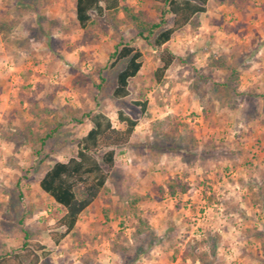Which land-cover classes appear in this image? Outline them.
<instances>
[{"label":"rangeland","instance_id":"rangeland-1","mask_svg":"<svg viewBox=\"0 0 264 264\" xmlns=\"http://www.w3.org/2000/svg\"><path fill=\"white\" fill-rule=\"evenodd\" d=\"M122 4L158 21L153 0ZM198 22L174 32L167 44L185 62L157 80L160 49L137 37L123 11L82 29L75 0H0V255L20 247L24 227L52 250L39 264H199L181 253L214 231L213 264H264V0H208ZM120 39L141 50L142 67L130 94L115 99L123 63L108 68V55ZM228 67L238 93L216 85ZM118 109L138 124L116 148L108 190L55 244L48 228L64 211L39 180L76 155L86 114L101 110L122 128ZM168 179L181 185L174 195Z\"/></svg>","mask_w":264,"mask_h":264},{"label":"trees","instance_id":"trees-1","mask_svg":"<svg viewBox=\"0 0 264 264\" xmlns=\"http://www.w3.org/2000/svg\"><path fill=\"white\" fill-rule=\"evenodd\" d=\"M123 0H75V18L82 29L92 26L96 18L112 21L119 11L148 44L160 49L161 65L156 68L157 80H161L164 72L174 62L183 63L184 58L174 54L167 42L174 32L187 25H198L199 15L207 10L208 0H153L158 21L145 19V12L135 11L130 6L122 4ZM34 4L35 1H32ZM36 8V5L32 6ZM56 25V20H50ZM108 68H114L119 63L123 66L117 71L111 95L115 99H123L130 94L129 79L134 77L142 67V52L136 46L120 39L114 44L108 55ZM214 64V62H211ZM221 66L223 63H220ZM230 69L226 79L216 85L226 90L237 92L238 72ZM101 72V71H100ZM99 72V75H100ZM101 80H105L100 76ZM101 88V84H97ZM140 112L147 108V101L133 100ZM91 127L78 140L76 155L66 161H55L50 165L39 180L40 188L50 195L63 209V214L48 228L50 239L58 244L75 228L80 216L97 199L98 195L107 191V181L115 167L116 148L127 145L138 124V118L123 109L117 110V119L124 126L117 128L110 117L97 110L86 114ZM78 122H82L80 119ZM57 128H53L40 138L42 144L51 137ZM162 151L180 153L178 145H160ZM184 152V151H182ZM186 152V151H185ZM184 152V153H185ZM184 155V154H182ZM167 188L171 195L176 192L179 182L168 179ZM185 188L182 187V191ZM134 198L131 204L138 201ZM105 211V210H103ZM142 221V220H141ZM23 223V220H19ZM23 240L18 249L6 251L0 255V264H39L51 254V249L34 238L28 229L22 228ZM139 233L142 229L137 230ZM219 234L214 231H203L197 237L188 241L181 253V260L187 259L199 264H213L217 255ZM150 245V243L148 244Z\"/></svg>","mask_w":264,"mask_h":264},{"label":"crops","instance_id":"crops-1","mask_svg":"<svg viewBox=\"0 0 264 264\" xmlns=\"http://www.w3.org/2000/svg\"><path fill=\"white\" fill-rule=\"evenodd\" d=\"M111 121H112V120H111ZM89 123H90V122H89ZM90 127H91V123H90ZM90 127H89V128H90ZM87 131H88V130H87ZM87 131H86V132H87ZM115 158H116V154H115ZM65 161H66V160H65ZM115 164H116V160H115ZM91 205H92V204H91ZM91 205H90V206H91ZM90 206H89V207H90ZM89 207H88V208H89ZM88 208H87V209H88ZM77 222H78V221H77ZM76 224H77V223H76Z\"/></svg>","mask_w":264,"mask_h":264}]
</instances>
